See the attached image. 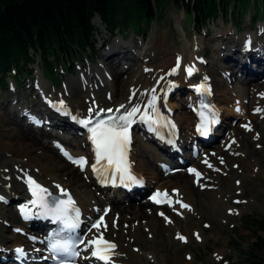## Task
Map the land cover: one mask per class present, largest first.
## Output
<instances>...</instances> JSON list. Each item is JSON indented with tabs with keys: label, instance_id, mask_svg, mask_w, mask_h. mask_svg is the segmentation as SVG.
<instances>
[{
	"label": "bare ground",
	"instance_id": "1",
	"mask_svg": "<svg viewBox=\"0 0 264 264\" xmlns=\"http://www.w3.org/2000/svg\"><path fill=\"white\" fill-rule=\"evenodd\" d=\"M218 17L212 21L218 19ZM233 25L229 28L221 27L219 30L223 28V31L213 39V41H218L219 46L217 49L219 53L222 52L221 58L224 60L223 62H225L227 66L230 64V66L233 67L226 66L225 68H227V70L223 71V73L239 76V73H237L238 71L242 74L240 80L264 77V23H259L256 27H253L252 22L247 18L244 23V25H247V28L245 29L242 27L241 31H238ZM122 29L127 31L126 28L119 27L115 32ZM182 32L185 35V31L182 30ZM117 33H114V35ZM205 36L207 37L208 34ZM115 37L116 36L113 38ZM115 40L112 48L104 54L109 64L108 70H104V67L100 65L90 66L79 77L71 78L65 90L58 91H52L48 83L41 77L38 81L41 90L37 94L38 98L39 95L40 97L42 96L43 101L41 107H46L47 103L58 102L64 104L72 113L77 114L85 120H89L90 117L112 113L125 108H127V112H130L133 108L140 109L137 117L145 112L151 117L157 116L160 113H166L167 116L172 114L173 121L182 131L180 144L183 147H187L189 135H193V126H191L193 117L190 111H185V109L188 111L190 108L183 107V109H181L182 112H178L177 116L174 107L178 104H170V99L175 98L176 101H183L187 98L188 104H186H191L192 109L197 108V103H192V101L195 100L196 90L188 94V92H186L188 90L187 86L191 85L192 82L202 83V81H204L213 93L212 101L218 106V113L222 119L219 133L215 136L219 141L224 139V143L219 145L218 143H214L215 145H201V147L205 149L200 152L197 158L190 154V151L185 149L184 155L180 157L174 153L171 148H168V153L173 157L172 161L177 162V164L172 166V170L176 169L174 172H167L162 166L169 165V163L162 160V156H157L155 154L152 150L151 143L147 145L146 143L144 144L139 134L143 129L140 127L139 123L136 124L133 129V144L129 154V159L135 164V171L139 173L138 176L140 178L146 181L145 189L149 187L153 192L166 191L167 196L173 198L175 201L172 207L165 206L158 208L148 201L142 202L140 199L143 194L142 190H140L132 195L135 196L134 198L137 201H141H139V204L128 203L132 202L130 201L132 196H128L127 194H123L122 197L123 200L128 201L122 204L118 199H112L110 192L108 194L101 193V196H98V194L96 196L92 193L90 190L92 180L89 178L84 179L89 176V172L82 171L78 166L71 164L62 155L60 146L69 149L75 156L84 155L88 150L83 132L80 135L81 130L76 125L71 124L68 119L53 114L46 107L47 110L44 111V114H51L55 119L60 120L66 128L72 130L78 136L77 139H72L67 135H61L56 130H53V132L45 131L35 128L32 124L25 125L24 121L18 117L17 110L8 108L13 111L8 110L0 116L2 125H4L2 127L6 129L0 138V164H5L0 168V196L7 201H11V198L13 199L16 196L25 199L24 197H28L25 189V178L27 176H35L43 189L48 192L58 194L60 191H63L64 194L72 195L78 199L86 221L95 218L101 208L103 212L106 206H111L112 210L101 224L100 229L92 231L89 238L92 241H97L102 237L103 240L115 244L116 247L108 253L110 255L108 261L96 259L94 262L98 264H142V262H145V264H147L148 258L146 254L149 253L159 258L158 255L161 253L160 245H162L164 241V232L168 234V232L172 230L179 231L177 236L183 235L185 238L183 241L177 238L179 241L178 243L181 244L180 246H185L192 239H199L202 241L203 238H206L202 229L197 228L195 225L194 228L196 229L192 230L189 226L191 223H189L187 215H190V219H192L191 213L193 210L195 211L196 207L197 209L203 208L205 210L204 212H209L211 214L218 213L216 215L219 219L225 218L224 216L228 214V211L231 216L235 215L233 206L228 204V198H224L223 193H219L218 195L216 193L215 195L211 194L212 197L209 194L213 190L220 188L218 185L214 186L216 182L228 180V173H224L221 169H218L217 166L228 169L233 164V159L236 162L240 159V153H235V151L241 139H244L242 144L247 142L246 145L244 144L245 146L242 147L246 152V148H249L260 157L263 154L261 150L264 147V143L260 141L262 135L256 132L255 127L258 121L264 117V91H261L260 94H256L258 91L255 89L263 87L264 81L262 84H251L252 87L246 88L245 86H239V83H235L237 76L232 77L231 75H224L225 81L219 80L224 83L217 82L213 73L206 68L204 58L208 54L207 49L209 50V47H206L207 38H204L203 35H200V37H197L193 41L186 39V41L188 40L190 43L186 42L183 49L178 48L175 50L172 46V39L169 36V32L158 31L154 36H150L147 43L143 44L140 53L136 52L132 46L124 44L126 36L120 35V37H116ZM229 41L231 42L228 44ZM108 43L109 40H104L102 46L106 47ZM179 57H182L183 60L181 65L177 62ZM75 59L67 62L69 66H71V63H74ZM239 60H247L249 66L240 63ZM140 62L142 66H140L138 70H141L144 76L141 84L135 79V75L137 76V72L139 73L138 70L136 72L132 71L133 73L130 72V77L127 76L126 80H123L127 84L122 82V79H125L123 78V72L131 71L132 68L138 66ZM62 64L66 67L64 62H62ZM189 67L194 70L191 75H186V71ZM174 69L175 71L173 72ZM94 83L96 85H94ZM129 84L131 85L128 87ZM226 85H235V88L245 97L250 91L255 90V101L250 104L252 100L251 96L247 97V101L238 94L233 96L230 94V96H228L224 89ZM13 86L10 82L7 84V88L4 89V91L16 92V87L14 84ZM122 89L125 90L121 92ZM174 89L175 91L172 92ZM220 95L222 96L221 98ZM153 96L156 97L154 109L150 107ZM149 97L150 100L147 102ZM25 99L26 98H24V100ZM18 101L21 102V99ZM27 103L30 104L29 107H26L28 108V112L32 114L37 113L36 117L32 119L44 121L40 116V112L43 111V109L40 108L38 103L35 102V100H28ZM23 108H25V106ZM232 108L239 109L240 111H237L239 114H241V112L243 114L249 113L250 110H258L259 114L251 115L253 119H255L251 123L245 120L236 125L230 118ZM234 111L236 110L234 109ZM14 112L17 114V116H15L16 118L13 117ZM181 113H183V115ZM185 120H189V123H185ZM230 122L231 127H227ZM184 123L186 125L185 127ZM249 126H251V130L248 131L247 127ZM259 126L264 130V123H262V121ZM239 128H241V133L243 134H240ZM183 129H185V131H183ZM63 132L67 131L63 129ZM249 134L253 135V142L256 144V150L263 146L260 150L261 152L253 150L250 144L252 141L249 139L250 142H248L246 139ZM149 139L151 142L154 141L152 136H149ZM134 142L138 143L145 152L143 156H147V158L152 157L156 161V164L160 165L159 171L157 169L158 172L155 170L152 161L148 162L138 158L140 155H138L136 147L133 148ZM56 143H59L58 152L55 151V147H57ZM220 148H222L225 153L229 154L230 158L224 156V153L219 151ZM55 154H57L58 157H55ZM230 159L232 161L227 164L226 162ZM241 159L247 161V156L244 155ZM203 161H206V164H203ZM7 163L12 164L13 168L10 169ZM186 164H188V166L184 170ZM209 165H211V167H209ZM241 167L243 166L237 163L232 165V169L237 172V176L233 179V185L235 187H232L231 190L233 189L235 191L237 188V190L240 189L243 194L244 189L241 188L242 185L240 179H238V177L245 172L241 173L239 171ZM260 167L258 166L254 169L255 173L258 172L259 169L261 171ZM190 168H197V171L201 173V178L199 180L195 179L194 175L188 174V169ZM155 172L159 174H155ZM212 172H219L220 175L223 176L221 177L223 179H216V176L211 175ZM78 175L81 176L83 181L79 179ZM235 179L238 180L237 183L234 181ZM202 185L206 187V191L200 192V187ZM209 187H212V190H210ZM208 191H210V193ZM120 195H122V193L117 194V197L120 198ZM207 196L210 197L208 198ZM177 201H179V203H177ZM256 202L257 201H255V203ZM181 204H187L189 207L183 208ZM248 204L252 205L253 203L249 202ZM10 205L9 203H0V210L4 211L8 209ZM246 210H248V207L241 209V211L244 212ZM11 211L13 210L11 209L6 212H8V217L12 225H14L13 228L15 229L17 227L25 231V226L20 224L21 219L18 216L17 210ZM113 213L114 216L111 215ZM161 213H163V215H161ZM0 214L2 213L0 212ZM8 217L3 216L0 218L9 220ZM165 217H167V219H165ZM7 220L3 221L5 226ZM177 221H179V224ZM10 236L11 239L8 241L3 242L0 240V258H11L14 253V251L11 250L13 247H16V249L20 247L26 248L24 244H21L23 242H28L23 236L16 234L15 231L11 233ZM214 236L217 237L218 234L216 233ZM137 237H142L143 239L139 242ZM127 238H129V240H127ZM27 250L31 252L35 251L33 247L30 248V246ZM29 256H31V254H29ZM179 256L176 255V258ZM192 257V253H189L184 259L189 262ZM46 264L49 263L46 262ZM160 264H162V262H160Z\"/></svg>",
	"mask_w": 264,
	"mask_h": 264
},
{
	"label": "rangeland",
	"instance_id": "2",
	"mask_svg": "<svg viewBox=\"0 0 264 264\" xmlns=\"http://www.w3.org/2000/svg\"><path fill=\"white\" fill-rule=\"evenodd\" d=\"M252 1L253 0H251V3L247 6L246 10L241 12L240 19L239 18L233 19V15H234L233 8L230 7L228 16H226L225 14H222V15L219 14L220 16L218 15L219 16L218 19L212 21L213 19H215V18H212L207 23V25L203 27L201 35H203L204 38H207L206 40L207 45L206 44L205 45L206 47L207 46L209 47V50L207 49L208 54L204 58L206 62V68L213 73L214 78L217 80V82L224 83L223 82L225 81L224 75H231L232 77H235L237 75L223 73V71L227 70V68H225L227 65L225 64V62H223L224 60H222L221 58L222 52L219 53L217 49V47L219 46L218 41L217 40L213 41V39L214 37L219 35L221 31H223V28L222 30H219L221 29V27L229 28L231 25L234 24L233 26L236 27L238 31H241L242 27L246 29L247 25H244V23L247 18L250 19L253 27H256L257 24L259 23H264V0H255L254 4L252 3ZM164 3L165 4L162 7L161 11L157 13L155 19L153 20L151 24L144 25L142 21H138V19L136 18V22H134L133 24L129 26V30H127L129 32L124 31L123 29L120 31L118 30L116 32L111 31L110 28H107V26L101 23V20L99 17L94 18L93 24L97 28V33L95 34L94 42H93L95 46L94 51H92L88 56L82 55L80 56L81 58L75 59L74 63H71V66H69V64L66 62V59H65L66 67L64 66V64H62L61 61L57 62L56 66L54 65L55 67H53L54 73L56 71L55 74H50V72L46 70V65L40 63V59H38L39 61L38 65H34V66L31 65L30 67L27 68V71H29L28 74H25L24 72L23 73L17 72L16 75H13V72L9 74L6 78V81L8 82V84L11 82L12 86L13 84L15 85L16 92L12 93L10 91H4L3 88L0 87V113L4 111L5 109V111L2 112L0 116L6 113L8 110L13 111L10 109L17 110V114L19 115V113H21V109L24 106L27 107L30 105L27 103L28 100H35V102L38 103L40 108L44 109L45 106L41 107L42 101L40 98L37 97V91H36L37 90L36 87H40V84H38V81L41 79V77L48 83L49 88L52 91H58V90H65L71 78L79 77L90 66L92 67V66L100 65L104 67L103 68L104 70H108L109 64H108V61L106 60V57H104V54H106V52L109 51L110 48H112V46L114 45L116 41L115 38L120 37V35L126 36V41L124 42V44L128 46H132L136 52L140 53L142 51L143 44L148 42V40L150 39V36L151 37L154 36L158 31H161V32L165 31L167 33L169 32V36L172 39L173 48L175 50H177L178 48L183 49V47L185 46L186 42H188V40L193 41L194 39L197 38L196 32H198L199 28L201 27L200 23H196L195 25V18L193 17V15L190 14V11L188 9H184V7H177L176 4H174L172 1H169V0H164ZM255 7L257 9H255ZM137 26L142 27L144 30H138ZM182 30L185 31V35L183 34ZM117 32L120 34H118ZM114 33H117V34L114 35ZM206 33L208 34L207 37L205 36L207 35ZM114 36L116 37L113 38ZM186 39L188 40L186 41ZM104 40H109V43L108 45H106V47L102 46V43ZM231 41H229L228 44ZM93 58L94 59L98 58V61L94 63L92 61ZM140 66H142L141 62L138 64V66H135V67L133 66L134 68H132L131 71L123 72V75H124L123 78L125 79H122V82L126 80L130 72L132 71L136 72ZM227 67L233 68L232 66H230V64ZM237 73H239V76H237L235 83L236 84L239 83V86H245L246 88H248V87H252L253 84L254 85L258 83L262 84L264 81V77L253 78L249 80H240V77L242 74L238 71ZM186 75H188V72ZM143 78L144 76L142 74V71L140 70L139 73L137 72V76L135 75V79L138 80L139 83L141 84ZM220 79L223 81L222 82L219 81ZM94 85L96 84L94 83ZM130 85L131 84H129L128 87ZM187 87L188 89L189 87H193L194 89H196V84L192 82V84L188 85ZM224 87H225L224 88L225 92L228 94V96H230V94L232 96L235 94H238L241 97H243L245 101L248 100L247 97L251 96L252 100L250 101V104L255 101L256 94H260L261 91H264V86L259 87L255 89L258 91L256 94H255V90H252L245 97V96H242V93L239 92V90L235 88V85H226ZM123 90L125 89H122L121 92ZM186 92H188V90ZM221 97L222 96L220 95V98ZM24 98L26 99L24 100ZM20 99H21V102L18 101ZM175 101H176L175 98H171L170 104L172 105L176 103L178 104L177 106L174 107V111H176V114H177L178 112H182L181 107L179 105V101L181 100L176 101V102ZM234 109L236 111H234ZM234 109L233 108L231 109L230 118L233 120V123H236V125L239 122H242L245 120H247L248 123H251L252 121L255 120L253 119L251 115L259 114L258 110H250L249 113L243 114L241 112V114H239L237 111H240V110H237V108H234ZM17 114L14 112L13 117L16 118L15 116H17ZM36 114L37 113L32 114L33 117H36ZM181 114L183 115V113ZM31 121L32 119L30 120V123ZM261 121L262 123H264V117L258 121V124L256 125L255 129H256V132L261 133L262 139L260 141H263L264 143V130L261 129V126H259ZM184 122L189 123V120L188 121L185 120ZM185 123H184V127L186 126ZM2 126L4 125H2V120L0 117V138L3 135L2 133H4L6 130ZM249 129L251 130V126L247 127L248 131ZM239 130H240L239 131L240 134H243L241 133L242 132L241 128H239ZM183 131H185V129H183ZM246 139L248 140V142L252 141L250 144L253 147L254 151H258V152L262 151L263 154L260 157L257 153H254L249 148H246L247 150L246 152L242 147L245 146L247 142L246 143L244 142L242 144L244 139H241L240 144L237 150L235 151V153L237 152L240 153V157H239L240 159L237 162L233 159L232 165H234L235 163L242 165L243 167H241L239 171L241 173L245 171L242 175L238 177L242 185L241 188L244 189L243 194L240 189L237 190L236 188L235 191L233 189L231 190L232 187H235L233 185V179L236 178L237 176V172L234 171V169H232V165L228 169H223V168H220V166H217V168L221 169L224 173H228V180H225V181L222 180L221 182H216L214 186L218 185L220 188L213 190L211 193L210 191H208L211 197L212 195H215V193L217 195L219 193H223L224 198H228V204L233 206V209L235 210V215L231 216L230 212L228 211V214L224 216L226 219L225 218L219 219L216 215L218 213L211 214L209 212H204L205 210L203 208H198V209L197 207L196 209L191 208V209H195V211L193 210L191 213V217L193 221L192 219H190V215H187V219L189 220V223L192 224V225L189 224V226L192 230L196 229L194 228L195 225L197 226V228L202 229L204 232V236L206 238L205 239L203 238L202 241H200L199 239H192L185 246H180L181 244L178 243L179 241L177 240V234L179 231L172 230L171 232H168V234L164 232L163 234L164 241H163V244L160 245L161 253L158 255L159 258L158 257L156 258L154 257V255H150L148 253L146 254L148 258L147 264H160V262H162V264H255L259 261H264V233H261V232L258 233L257 224L255 223L256 220H261L264 218V147H263L264 144L262 146L263 149L262 147H259L258 150H256L255 148L256 144L253 142V135L249 134V136L246 137ZM217 143L218 145L223 144L224 139L218 141ZM134 147H136L138 151V155H140L138 157L139 159H144L145 161H148V162L152 161L153 166L155 167V170L157 171L158 169L159 171L160 165L156 164V161L153 158H149V157L147 158V156H143L145 152L143 151V149L138 143L135 142ZM55 151L58 152V147H55ZM219 151L223 152L224 156H227L230 158V155L225 153L222 148H220ZM244 155L247 156V161L244 159H241L244 157ZM55 157H58L57 154H55ZM231 159L226 163L228 164L229 162H231L232 161ZM251 160L253 163L251 162ZM8 164L9 163H7V165ZM3 165L5 164H2V165L0 164V168ZM12 166H13L12 164L8 165L10 169L13 168ZM258 166L259 167L261 166L260 167L261 171L259 169L258 171L259 173L258 172L255 173L254 169ZM157 172H155V174H159ZM211 175L216 176L217 177L216 179L223 177L220 175L219 172H215V173L212 172ZM79 179L82 180L81 176H79ZM234 181L236 183L238 182V180L236 179ZM90 187H91L90 190L92 191V193L96 195L94 188H92L91 185ZM205 189L206 187L202 185L200 187V192H203ZM209 189H212V188L209 187ZM210 196H207V197L209 198ZM16 198L17 196L14 197L13 199L11 198L12 203L11 202L9 203L11 205L8 209L4 210L5 212L3 210H0V212L2 213L0 214V217H3V216L8 217V212L6 211H10L11 209L15 211V199ZM255 201L257 202L255 203ZM140 202H137V204H139ZM142 202H146V199L142 200ZM249 202H252L253 204L250 205L248 204ZM244 207H248V210H246L245 212L241 211V209H243ZM101 212H102V208L97 213V215ZM111 215L114 216V213ZM5 220L7 219L0 218V240H2L3 242L10 240L11 239L10 234L14 232L13 230L14 225H12L10 218L9 220H7L6 226L3 224V221ZM177 222L179 224V221ZM110 224H111V221H110ZM216 233L218 234L217 237L214 236V234ZM180 236H183V235H180ZM141 239L143 238L137 237V240L139 242L141 241ZM127 240H129V238H127ZM168 240H170L171 242ZM180 241H183V240H180ZM146 252H150V251H146ZM172 253H175V254H172ZM189 253L190 254L192 253L193 257L188 262L184 259V257H187ZM176 255L177 256L180 255V256L176 258ZM142 264H145V262H142Z\"/></svg>",
	"mask_w": 264,
	"mask_h": 264
},
{
	"label": "trees",
	"instance_id": "3",
	"mask_svg": "<svg viewBox=\"0 0 264 264\" xmlns=\"http://www.w3.org/2000/svg\"><path fill=\"white\" fill-rule=\"evenodd\" d=\"M169 1L188 9L195 25L200 23L202 28L219 14L228 16L230 7L233 19H240L241 12L251 3V0ZM164 4V0H0V87L7 88L6 78L13 69L28 74L27 68L38 57L52 73L61 60L69 62L81 55L88 56L95 47L97 28L93 20L97 16L112 31L119 27L129 30L136 18L144 25L151 24ZM255 223L258 233H264V218Z\"/></svg>",
	"mask_w": 264,
	"mask_h": 264
},
{
	"label": "snow or ice",
	"instance_id": "4",
	"mask_svg": "<svg viewBox=\"0 0 264 264\" xmlns=\"http://www.w3.org/2000/svg\"><path fill=\"white\" fill-rule=\"evenodd\" d=\"M193 70V68L189 67L187 69L188 75H191ZM174 71L175 69L173 70V72ZM155 100L156 97L153 96L152 104L150 105V107H153V109ZM60 107L63 108V104H61ZM139 111L140 109L133 108L130 112L127 113V115H120L119 117H109L108 120H99L91 127H88L92 124L91 120L80 121L82 124H84L85 127H88V131L91 134L90 140L95 146L94 151L96 164H101L102 161H106L107 167L114 169L113 182H115L114 177L116 173L120 174V179L122 182L125 180L132 181L134 183L137 182L136 178L133 177L129 171V166L127 164V148L130 144L129 127L132 123V117H134ZM140 119L151 121L152 117L145 114L141 116ZM198 131H201V134L203 135H207L206 125L198 128ZM64 155L68 157V159H70L74 164H77L81 167H83L87 163L84 158L73 159L66 151L64 152ZM209 167H211V165H209ZM93 170L99 171V169H97L95 166H93ZM105 171H107V169H105ZM189 171L195 173L197 177H199L200 175L199 173L195 172L194 169H190ZM29 183L33 186V196H36L38 198L37 200H33L32 203L40 204V207L44 209V211L41 213L42 215L51 216V218L56 221H62L65 228L67 229H74L77 226V224L73 223L69 217L70 210H73L75 212V218L77 220L79 216V211L74 209V202L71 200V198L67 200H61L59 202L53 201L52 205L49 206L47 203L43 202L44 198L41 195V193L46 192V190L41 189L39 185H36L35 181L29 180ZM162 195L164 197L167 196L166 193L161 194L158 192L155 196L152 197L153 201L155 203H171L169 199H158V197H161ZM177 203H179V201H177ZM181 207L188 208L189 206L187 204H181ZM161 215H163V213H161ZM165 219H167V217H165ZM92 226L98 227V224H93ZM177 238L180 240H185V238L180 235H178ZM91 243L95 244L96 246L95 251H93L92 253L93 256H96L98 259L103 261H108L110 259V255L108 253H110L116 247L115 244L103 240L102 237L97 241H92ZM72 247V245L66 243L51 244V248L54 252L60 250L69 251ZM16 251L20 255H23L22 249H17ZM73 254L77 255L78 253Z\"/></svg>",
	"mask_w": 264,
	"mask_h": 264
}]
</instances>
